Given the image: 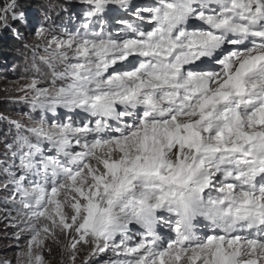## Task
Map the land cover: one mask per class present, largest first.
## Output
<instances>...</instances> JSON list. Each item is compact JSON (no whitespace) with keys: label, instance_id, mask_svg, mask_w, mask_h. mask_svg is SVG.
<instances>
[{"label":"snow or ice","instance_id":"snow-or-ice-1","mask_svg":"<svg viewBox=\"0 0 264 264\" xmlns=\"http://www.w3.org/2000/svg\"><path fill=\"white\" fill-rule=\"evenodd\" d=\"M77 3L0 0L36 37L30 113L0 117V264H264V0Z\"/></svg>","mask_w":264,"mask_h":264},{"label":"rangeland","instance_id":"rangeland-1","mask_svg":"<svg viewBox=\"0 0 264 264\" xmlns=\"http://www.w3.org/2000/svg\"><path fill=\"white\" fill-rule=\"evenodd\" d=\"M46 5L49 6V14L52 15L57 24H60L61 21L67 24L70 15H75L80 12L77 0H47ZM56 5H62V7H57ZM27 11L29 17L35 21L36 19L42 18L44 14V7H37L34 5ZM27 29L30 33V38L27 43L33 44L36 42L35 34L31 27ZM5 32L6 31H0V38ZM19 51L20 56H16V58L11 59L9 61L11 63L7 65L10 77L0 76V87L6 90V98H8L5 109H0V117H7L9 119H27V115L30 113V109L26 105L17 102L14 99L18 94L17 88L24 82L21 78L28 74V69L32 60V52L30 49L23 47V49ZM13 131L14 130L10 129L7 119H0V142H2L6 135L10 138Z\"/></svg>","mask_w":264,"mask_h":264},{"label":"trees","instance_id":"trees-1","mask_svg":"<svg viewBox=\"0 0 264 264\" xmlns=\"http://www.w3.org/2000/svg\"><path fill=\"white\" fill-rule=\"evenodd\" d=\"M47 0H23L24 7L28 10L34 5L37 7L45 6ZM23 39L18 38L14 29L7 30L0 38V76L10 77L7 65L11 59L20 56V51L23 45L28 42L30 33L27 28L21 27ZM6 90L0 87V109H5L8 98H6ZM3 242H0V248H3ZM10 255V252L8 253Z\"/></svg>","mask_w":264,"mask_h":264}]
</instances>
